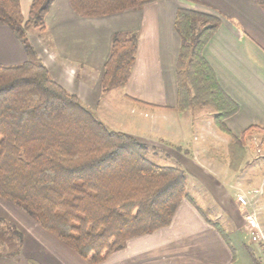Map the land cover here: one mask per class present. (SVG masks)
Listing matches in <instances>:
<instances>
[{
  "label": "trees",
  "instance_id": "obj_1",
  "mask_svg": "<svg viewBox=\"0 0 264 264\" xmlns=\"http://www.w3.org/2000/svg\"><path fill=\"white\" fill-rule=\"evenodd\" d=\"M54 1L33 0L25 18L20 0H0V23L9 27L27 54L22 63L0 65V198L23 209L80 257L99 264L131 238L171 224L181 202L190 199L187 174L181 166L151 160L146 144L108 127L52 77L29 32L46 31L45 16ZM69 1L79 15L101 17L154 0ZM257 2L264 7V0ZM218 23L214 16L190 9L177 13L181 47L176 110L210 107L217 129L231 138L235 162L244 152L238 156L233 147L239 148L251 132L264 130L250 127L236 136L225 123L237 108L202 53ZM137 47L136 31L112 35L103 94L126 87ZM8 227L11 234L6 238L13 237L16 243L8 254L17 255L23 235L17 227ZM250 254L261 264L255 253Z\"/></svg>",
  "mask_w": 264,
  "mask_h": 264
},
{
  "label": "crops",
  "instance_id": "obj_2",
  "mask_svg": "<svg viewBox=\"0 0 264 264\" xmlns=\"http://www.w3.org/2000/svg\"><path fill=\"white\" fill-rule=\"evenodd\" d=\"M32 1L20 0L25 18ZM181 8L218 19L202 53L237 108L225 118L228 128L236 136L250 127L264 130V7L257 0H154L101 17L81 16L69 0H55L45 16L44 40L49 45L35 30L29 38L52 77L95 111L105 95L101 82L112 35L136 31L138 47L128 83L122 88L124 95L141 105L156 106L152 109L160 115L180 113L176 66L181 37L176 16ZM26 60L19 39L0 23V65ZM171 134L162 132L160 140L172 144ZM230 141L229 137L226 153L206 164L199 150L191 157L182 156L183 162L191 161L188 166L198 183L208 188L209 201L220 209L217 216L222 224L210 218L209 222L198 208L183 201L170 225L131 238L99 264H238L241 253L249 264H256L250 254L257 255L248 244L253 240L246 215L256 216L264 234V166L257 164L249 171H243L241 164L233 167ZM239 194L248 199L247 209L239 206ZM27 223L16 226L23 235L20 253L0 257V264H92L41 226Z\"/></svg>",
  "mask_w": 264,
  "mask_h": 264
},
{
  "label": "rangeland",
  "instance_id": "obj_3",
  "mask_svg": "<svg viewBox=\"0 0 264 264\" xmlns=\"http://www.w3.org/2000/svg\"><path fill=\"white\" fill-rule=\"evenodd\" d=\"M35 32L46 45H49L44 40V38L47 39L45 32H39L38 30H35ZM152 107L156 108V106ZM152 107L141 105L127 98L123 90L117 88L111 89L101 96L95 113L111 129L131 134L139 142L146 144L149 147L147 157L154 162L161 165L181 166L186 169L187 191L190 199H184L183 201L198 208L201 214L203 213L215 223L222 224L221 216H217L220 209L209 201L208 188L205 187L206 189H204L198 183L195 171L190 168L191 166H188L191 161L189 164L183 162L182 156L189 155L191 157V153L195 155L196 150H199L202 157L205 158L203 162L206 164L209 160L215 157L218 159L220 154L227 152L226 140L230 136L223 134V132L220 133V130L217 127L215 128L210 107L165 115H160ZM197 124L200 125L199 128ZM179 126L182 129H179ZM167 130L172 132V138H170L172 144H168L166 140L165 142L160 140L162 138L161 133ZM182 136L185 137V140ZM195 142L197 143L195 144ZM236 147V145L233 147L234 154L237 152L239 156V153L243 151L244 156L242 155L240 160L232 162L233 167L241 164L243 171H249L257 164L264 166V131L251 132L248 137L243 139V143L239 144V148ZM229 151L231 152V147H229ZM232 198L234 200V197ZM27 220H30L36 226H40L23 209L0 198V253L2 254L0 257L16 256L8 254L16 248L15 239L13 237L6 238L11 234L8 225L24 227L28 224ZM248 244L255 250L257 255L259 254L260 262L264 264V242L249 240ZM255 245L257 247L254 248ZM246 258V255L241 253L238 264H249L247 262L249 259L246 260Z\"/></svg>",
  "mask_w": 264,
  "mask_h": 264
},
{
  "label": "built area",
  "instance_id": "obj_4",
  "mask_svg": "<svg viewBox=\"0 0 264 264\" xmlns=\"http://www.w3.org/2000/svg\"><path fill=\"white\" fill-rule=\"evenodd\" d=\"M238 202H239V206L243 209H247L249 206V201L244 195L241 194L238 195ZM246 222H247L246 227L250 231L252 240L254 242H258L260 241V239H264V234L261 232L256 216L254 214H250V213L247 214Z\"/></svg>",
  "mask_w": 264,
  "mask_h": 264
}]
</instances>
